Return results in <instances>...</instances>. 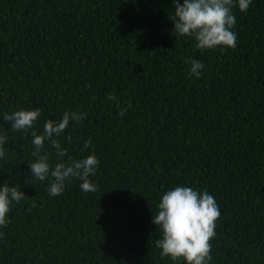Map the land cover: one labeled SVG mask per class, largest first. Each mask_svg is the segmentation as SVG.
Instances as JSON below:
<instances>
[{"label": "trees", "instance_id": "1", "mask_svg": "<svg viewBox=\"0 0 264 264\" xmlns=\"http://www.w3.org/2000/svg\"><path fill=\"white\" fill-rule=\"evenodd\" d=\"M173 11L172 0H0V186L27 198L0 228V264H174L155 247L152 214L176 186L219 205L210 264H264V0L233 8L234 49H197L171 31ZM187 57L205 65L199 79ZM33 107L37 134L86 113L58 138L60 159L94 153L95 192L73 179L52 197L30 176L32 137L3 114Z\"/></svg>", "mask_w": 264, "mask_h": 264}, {"label": "clouds", "instance_id": "2", "mask_svg": "<svg viewBox=\"0 0 264 264\" xmlns=\"http://www.w3.org/2000/svg\"><path fill=\"white\" fill-rule=\"evenodd\" d=\"M252 0H172L174 11L168 18L172 21V30L177 36L192 38L195 47L201 51L220 47L234 49L237 46L236 16L233 8L246 12ZM184 63L188 65L191 77L199 79L205 65L192 57H187ZM88 87V85H86ZM109 101H115L119 107L120 102L113 93L107 94ZM126 107L120 108L119 115H125ZM42 110L39 107L31 109L21 108L12 113H4L3 120L10 122L12 131L24 133L32 137L34 146L32 155L34 161L28 162L30 176L41 182L47 181L48 194L52 197L60 196L67 184L73 179L81 181L80 189L95 192L97 185L90 179L96 174L99 160L94 153L80 159L68 157L61 160L68 153L62 147L61 134L67 129L69 122L79 124L86 116L85 112L65 111L60 120L46 119L43 131L37 134L34 128ZM0 126V158L5 156L4 144L7 136ZM65 139L71 143L72 137ZM48 142L55 150L56 162H51V153L44 152L45 143ZM91 146V137L83 144L81 151ZM27 199L20 191L19 185L9 186L5 182L0 186V228H6L10 223L8 213L14 204ZM33 207L35 202L33 201ZM156 213L152 214V223L159 229L160 238L155 240V247L159 250L161 258H169L174 264H210L211 244L215 238L216 221L220 216L219 205L216 199L207 190H194L192 187L176 186L163 192L156 205ZM30 210V209H29ZM4 233L0 232V239Z\"/></svg>", "mask_w": 264, "mask_h": 264}]
</instances>
